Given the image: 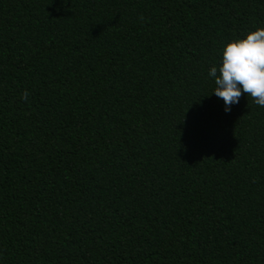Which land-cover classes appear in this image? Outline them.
<instances>
[{
	"label": "trees",
	"instance_id": "16d2710c",
	"mask_svg": "<svg viewBox=\"0 0 264 264\" xmlns=\"http://www.w3.org/2000/svg\"><path fill=\"white\" fill-rule=\"evenodd\" d=\"M260 27L264 0H0V264H264V107L208 75Z\"/></svg>",
	"mask_w": 264,
	"mask_h": 264
},
{
	"label": "clouds",
	"instance_id": "9594fccd",
	"mask_svg": "<svg viewBox=\"0 0 264 264\" xmlns=\"http://www.w3.org/2000/svg\"><path fill=\"white\" fill-rule=\"evenodd\" d=\"M208 75L215 80L213 93L224 101L225 112L239 104L244 94L264 107V27L228 43L222 52L221 65L212 66ZM29 95L25 90L22 99L27 100Z\"/></svg>",
	"mask_w": 264,
	"mask_h": 264
}]
</instances>
